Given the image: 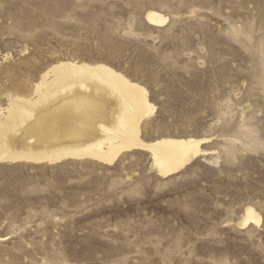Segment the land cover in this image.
I'll return each instance as SVG.
<instances>
[{
  "label": "rangeland",
  "instance_id": "374dc122",
  "mask_svg": "<svg viewBox=\"0 0 264 264\" xmlns=\"http://www.w3.org/2000/svg\"><path fill=\"white\" fill-rule=\"evenodd\" d=\"M60 61L140 84L145 141L208 154L169 177L140 150L0 161V264H264V0H0V108Z\"/></svg>",
  "mask_w": 264,
  "mask_h": 264
},
{
  "label": "bare ground",
  "instance_id": "6f19581e",
  "mask_svg": "<svg viewBox=\"0 0 264 264\" xmlns=\"http://www.w3.org/2000/svg\"><path fill=\"white\" fill-rule=\"evenodd\" d=\"M148 24L162 27L163 14L150 11ZM156 107L147 90L105 64L60 61L49 67L28 96L10 97L0 108V161L56 164L92 159L111 165L125 153L148 152L160 176L179 173L208 153V139L145 141L142 124ZM260 224L252 207L240 226ZM240 224V223H239Z\"/></svg>",
  "mask_w": 264,
  "mask_h": 264
}]
</instances>
